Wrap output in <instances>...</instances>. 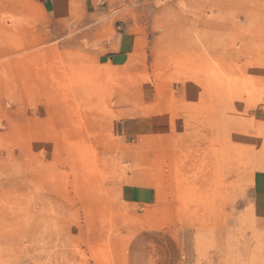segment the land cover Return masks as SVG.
I'll return each instance as SVG.
<instances>
[{
  "label": "rangeland",
  "instance_id": "374dc122",
  "mask_svg": "<svg viewBox=\"0 0 264 264\" xmlns=\"http://www.w3.org/2000/svg\"><path fill=\"white\" fill-rule=\"evenodd\" d=\"M261 183L264 0H0V264H126L151 186L184 264H264Z\"/></svg>",
  "mask_w": 264,
  "mask_h": 264
},
{
  "label": "crops",
  "instance_id": "0c3cea01",
  "mask_svg": "<svg viewBox=\"0 0 264 264\" xmlns=\"http://www.w3.org/2000/svg\"><path fill=\"white\" fill-rule=\"evenodd\" d=\"M121 43V42H120ZM119 46L121 47V44ZM258 188L260 209L264 210V183ZM130 203L140 208L144 228L130 241L125 254L126 264H184L186 241L174 230L176 214L166 203L165 191L158 187H134L126 191ZM188 243V242H187ZM186 258V257H185Z\"/></svg>",
  "mask_w": 264,
  "mask_h": 264
}]
</instances>
